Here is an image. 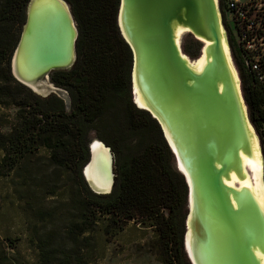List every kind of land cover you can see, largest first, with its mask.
<instances>
[{"label": "water", "instance_id": "obj_1", "mask_svg": "<svg viewBox=\"0 0 264 264\" xmlns=\"http://www.w3.org/2000/svg\"><path fill=\"white\" fill-rule=\"evenodd\" d=\"M115 24L130 54L131 104L156 123L185 187L181 245L188 264H263L264 211L248 188L228 185L231 175L243 179L241 156L249 158L252 150L249 126L259 142L263 184L264 157L238 71L237 83L224 54L223 44L233 63L218 0H118ZM178 30L199 46L198 71L176 43ZM77 39L65 0H28L9 62L11 77L41 99L62 100L33 89L63 91L50 75L73 68ZM134 88L145 108L134 103ZM95 140L87 143L81 176L92 194L107 196L116 179L114 155L99 140L109 155V190L94 191L85 176Z\"/></svg>", "mask_w": 264, "mask_h": 264}, {"label": "trees", "instance_id": "obj_2", "mask_svg": "<svg viewBox=\"0 0 264 264\" xmlns=\"http://www.w3.org/2000/svg\"><path fill=\"white\" fill-rule=\"evenodd\" d=\"M27 1L0 0V101L4 95L15 97L18 93L21 96L15 105L18 112L14 123L7 133L0 132V173L11 172L22 159L40 148L51 151L54 157L61 154L65 157V167L79 179L82 197L77 207L79 220L84 225L77 231L71 227L66 231V237L74 247L89 245L91 237L85 234L91 231L88 225L94 226L98 215L117 218L116 221L143 217L159 226L165 246L164 264H186L181 245L185 187L180 176L170 169V153L156 123L147 113L136 110L127 101L128 111L136 119V123L129 119L127 123L138 131L137 139L142 141L141 144H148L136 157L123 160L111 194H92L81 176V168L88 158L87 130L102 117L109 96L124 99L128 92L130 54L118 34L115 21L110 30L111 39L106 38L99 20L94 22L92 39H88L80 28L73 68L50 75L56 87L70 93L72 109L66 112L62 100L56 96L41 99L11 77L9 62L18 41L14 40L13 28L23 24ZM100 3V0H89L88 9L99 15ZM117 3L118 0H114L113 19ZM73 15L77 19L74 10ZM97 44L101 49L108 48L106 53H99ZM262 95L258 91L245 94L254 121L252 114L259 108ZM259 117L262 118V114ZM152 136L158 139L153 141ZM163 210H167L166 216ZM48 249L46 245L39 247V264H52V253ZM1 260L0 252V264ZM58 264H87V261L77 249L65 255Z\"/></svg>", "mask_w": 264, "mask_h": 264}, {"label": "rangeland", "instance_id": "obj_3", "mask_svg": "<svg viewBox=\"0 0 264 264\" xmlns=\"http://www.w3.org/2000/svg\"><path fill=\"white\" fill-rule=\"evenodd\" d=\"M65 1L72 15L74 10L77 16L76 19L73 15L78 35L81 28L83 34L88 39L90 37L92 39L95 36L92 34L95 32L94 22L99 20L100 26L106 32V38L111 39L110 30L115 21L112 9L114 0H100L99 15L98 12L88 9L89 0ZM22 25L13 28L14 40L19 38ZM95 46L99 53H106L105 50L108 49H101L99 44ZM181 49L193 60L198 54L199 46L190 36H185ZM235 67L238 71L237 65ZM60 89L66 91L65 98L61 97L62 104L65 111L70 112L72 109L70 93L63 88ZM241 91L251 121L242 82ZM10 94L14 93L10 92ZM15 94L17 95L15 97L1 96V133L9 131L18 112L15 105L20 101L21 96ZM107 99L102 117L87 130L86 149L87 143L92 139H97L108 146L114 155L113 173L118 175L123 160L136 157L148 142L141 144L142 141L137 139L138 131H134L132 125L127 123V119L136 123L135 117L129 113L126 105L127 101L131 103L129 84L124 99L113 96ZM154 129L157 131L156 127ZM151 138L153 141L158 139L157 137L154 139L153 136ZM53 155L51 151L40 148L22 159L11 172L0 173L2 264H39V247L42 245H46L52 253V264H58L65 255H70L77 249L84 256L87 264H164L165 246L160 238L159 226H154L153 221L143 217L133 221L124 219L116 221L117 218L98 215L94 226L88 225L91 231L85 234L91 237L89 245L74 247L67 239L66 231L70 227L77 231L84 225L79 220L77 207L79 198H82L79 179L74 172L65 167L63 155L59 154L58 157ZM168 163L172 172L177 174L171 156ZM114 182L116 183V179ZM163 213L165 216L168 214L167 210H163ZM183 213L185 215V209ZM183 257L188 264L184 253Z\"/></svg>", "mask_w": 264, "mask_h": 264}, {"label": "built area", "instance_id": "obj_4", "mask_svg": "<svg viewBox=\"0 0 264 264\" xmlns=\"http://www.w3.org/2000/svg\"><path fill=\"white\" fill-rule=\"evenodd\" d=\"M218 5L245 94L248 91L263 94L259 108L252 114L255 121L251 122L264 157V0H218Z\"/></svg>", "mask_w": 264, "mask_h": 264}, {"label": "bare ground", "instance_id": "obj_5", "mask_svg": "<svg viewBox=\"0 0 264 264\" xmlns=\"http://www.w3.org/2000/svg\"><path fill=\"white\" fill-rule=\"evenodd\" d=\"M183 39L182 31L178 30L176 32V43L178 47H181V41ZM223 50L228 62L229 68L233 75V79L238 83V75L235 69L234 64L232 63L229 51L227 47L223 44ZM183 54V53H182ZM184 55V54H183ZM188 62L191 64L192 68L198 71L201 61L203 60V55L197 60H191L189 57L184 55ZM37 91L36 93L42 94V96H46L50 92L57 94L60 97L65 98V92L58 91L54 89L53 86H48L47 89H33ZM134 103L140 109L145 108L144 103L142 102L140 96L137 94L136 89L134 88ZM244 109H246L244 107ZM249 130L252 136V150L249 158L241 156L242 170H243V179L240 182H237L235 177L231 175L229 179V186L238 188V187H246L249 189L258 205L264 211V184L262 181L261 174V166H260V151H259V142L258 139L252 129L249 126ZM91 152L93 156L92 164L85 170V176L92 187V189L98 193L107 192L109 190V185L111 183L110 177V168H109V155L106 150H104L103 146L99 144L98 140H95L91 146ZM188 243V236L186 237V244ZM264 264V259H262Z\"/></svg>", "mask_w": 264, "mask_h": 264}, {"label": "flooded vegetation", "instance_id": "obj_6", "mask_svg": "<svg viewBox=\"0 0 264 264\" xmlns=\"http://www.w3.org/2000/svg\"><path fill=\"white\" fill-rule=\"evenodd\" d=\"M246 97V96H245Z\"/></svg>", "mask_w": 264, "mask_h": 264}]
</instances>
